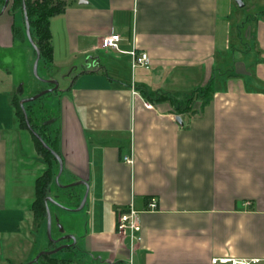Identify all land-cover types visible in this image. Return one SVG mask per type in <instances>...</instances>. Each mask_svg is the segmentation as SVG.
<instances>
[{"label":"crops","instance_id":"0c3cea01","mask_svg":"<svg viewBox=\"0 0 264 264\" xmlns=\"http://www.w3.org/2000/svg\"><path fill=\"white\" fill-rule=\"evenodd\" d=\"M63 1L49 20L52 61L42 59L52 111L35 120L33 101L23 105L56 139L58 181L70 189L51 197L54 164L49 247L39 240L47 217L37 224L32 210L47 165L19 112L32 98L23 92L33 47L22 11L0 13V264H44L43 254L34 261L41 251L68 264H128L116 218L129 206L141 238L132 264H264V0L238 23L241 38L233 16L244 0ZM109 35L121 51L145 52L149 68L102 49ZM208 85L204 105L196 92Z\"/></svg>","mask_w":264,"mask_h":264},{"label":"trees","instance_id":"16d2710c","mask_svg":"<svg viewBox=\"0 0 264 264\" xmlns=\"http://www.w3.org/2000/svg\"><path fill=\"white\" fill-rule=\"evenodd\" d=\"M22 2L25 4L26 16L30 29V37L33 43L36 45L40 59L45 60L47 63L52 61L51 57V46H50V30H49V20L50 18L60 14L66 3L63 0H8L5 10L11 13L22 11ZM5 5V0H0V13L3 6ZM213 92V88L208 85L205 88L198 90L196 93L199 98L202 99L203 104H207L210 100V96ZM145 99H150L147 95L144 94ZM191 100V99H190ZM20 108V107H19ZM31 110L29 105H26L25 111L27 114V119L30 128L34 131L45 143L46 145L57 153L56 149V139H50L48 136L44 135L43 126L38 128L33 123L31 114L28 111ZM21 124L24 129L28 130V127L25 122L21 108L19 109ZM43 128V129H42ZM36 150L38 155L47 165L46 170L43 174L36 180V196L35 201L32 206L34 213V219L39 224L47 217L46 212V201L48 197V189L53 182L54 173L53 165L58 164L54 156L46 150L35 135L32 134ZM42 260L44 264H68L65 261L54 260L50 256L43 254L39 261Z\"/></svg>","mask_w":264,"mask_h":264},{"label":"rangeland","instance_id":"374dc122","mask_svg":"<svg viewBox=\"0 0 264 264\" xmlns=\"http://www.w3.org/2000/svg\"><path fill=\"white\" fill-rule=\"evenodd\" d=\"M244 5L245 6L243 8L237 7L236 14H234V16H233V19H234L233 23H235L237 25H238V23H240L241 20L244 21L246 18L251 17L256 12H258V5L253 0H244ZM237 25H235V27H234V32H235V35H238L239 38H241L243 36L242 33H243L244 28L241 27L240 24L238 26ZM29 43H30V41H29ZM234 46L238 49V51H242V49H239L241 47L240 45L235 44ZM34 53H35V51L33 49V51L31 52L32 57L31 58L29 57L30 61H31V70H30L29 74H27L28 75L27 79L29 82H26V85H25L26 87H25V90L23 92V95L26 98L33 97L36 94L43 92L44 90H47L48 84L46 82L48 79H50V77L48 76V71L46 69L45 63L42 59L38 63L36 75L34 74V64H35V60H36ZM52 96H53L52 93L45 94V95L40 96L38 99L34 100L31 103V104H33L32 105L33 111L35 110V112H36L33 115V117H35V120L37 119L36 117L42 116L41 115L42 113L46 114V113H49L52 111V108L50 105L51 101H52ZM181 97H183V96H181ZM181 97L179 99H177V101L185 102L187 100V98L189 97V94H187L183 98H181ZM50 98H51V100H50ZM63 184H64L63 177L58 181L57 184L56 183L53 184V186L51 187V190H50V194H51V197L53 199L60 201L63 197L62 195H64L65 193L68 192V190H70V189H62L61 185H63ZM53 219H55V218H53ZM52 228H54V229H53V232L50 234V237L47 235V231H42L40 234L39 240H41V242L44 243L45 247L46 246L49 247V245H52V243H53L52 240H54V236H55L54 221H53ZM47 252L48 251H45V252L41 251L40 253H47Z\"/></svg>","mask_w":264,"mask_h":264},{"label":"built area","instance_id":"2783aa9c","mask_svg":"<svg viewBox=\"0 0 264 264\" xmlns=\"http://www.w3.org/2000/svg\"><path fill=\"white\" fill-rule=\"evenodd\" d=\"M120 37L118 35H109L101 39V48L109 49L112 51L125 53L130 56L132 60V66L142 67L148 69L150 66V60L145 52H137L131 50L129 52L121 51L119 48ZM132 95L137 96L138 93L132 87ZM146 108H152V105L145 103ZM179 117V116H178ZM123 163L126 165H132V149H129V154L122 158ZM147 210H154L156 208L155 202H150L147 205ZM116 234L122 237L127 243V249L129 253L128 264H132V256L137 250V246L140 243V221L139 212L129 206L126 210H120L116 218ZM260 260L257 259H229V258H214L211 260V264H260Z\"/></svg>","mask_w":264,"mask_h":264},{"label":"water","instance_id":"95a60500","mask_svg":"<svg viewBox=\"0 0 264 264\" xmlns=\"http://www.w3.org/2000/svg\"><path fill=\"white\" fill-rule=\"evenodd\" d=\"M7 3H8V0H5V5L3 6L2 11L5 10ZM237 3H238L239 6H242V3H241L239 0H237ZM2 11H1V12H2ZM22 14H23L24 21H25L26 36H27L28 40L30 41V43H31V45H32V47H33V49H34V51H35V54H36V60H35V64H34V74H36V67H37V63H38V60H39L40 55H39V51H38L36 45L33 43V41L31 40V37H30V29H29V24H28L27 16H26V9H25V4H24V2H22ZM55 87H56V85H55ZM46 93H48V91L41 92L40 94H37V95H35L34 97H32V98H30V99L21 100V101L19 102V105H20V107H21V109H22V113H23V116H24V118H25V122H26V125H27L29 131H31L32 134L36 136V138L39 140V142L41 143V145H42L46 150H48V151L54 156V158L56 159V161H57V163H58V166H59V173H58L57 177L55 178V183H58V176H59L60 173L62 172V168H63V166H62V160H61L60 156H59L56 152H54L52 149H50V148L46 145V143H45V142H44V141H43V140H42V139H41V138H40V137H39L34 131H32V129H31L30 126H29L28 120H27L26 112H25V110L23 109V105H24L25 103L32 102V101H34L35 99L39 98L40 96L45 95ZM176 120H177L179 123H181V120H180L179 117H177ZM81 184L86 185L85 182H81ZM85 200H86V196L83 198V200H82V202H81V206H80V208L84 205ZM47 201H49L48 198H47ZM47 235L50 236V216H49V213H48V209H47ZM42 254H51V252H50V253H40V254H38V255L36 256V258L34 259V261H37L38 258H39ZM29 264H30V263H29Z\"/></svg>","mask_w":264,"mask_h":264}]
</instances>
